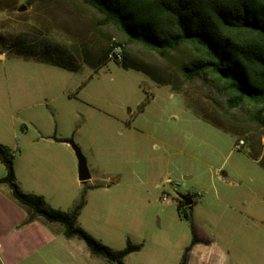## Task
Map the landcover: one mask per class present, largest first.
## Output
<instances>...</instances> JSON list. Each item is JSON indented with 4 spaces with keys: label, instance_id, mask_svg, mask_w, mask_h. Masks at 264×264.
<instances>
[{
    "label": "rangeland",
    "instance_id": "obj_1",
    "mask_svg": "<svg viewBox=\"0 0 264 264\" xmlns=\"http://www.w3.org/2000/svg\"><path fill=\"white\" fill-rule=\"evenodd\" d=\"M99 18L78 0H0V143L13 156L21 189L71 212L86 188L77 224L115 251L141 244L125 264H179L194 238L191 264H264V168L249 155L254 129L246 116L230 113L236 129L250 132L236 135L202 117L222 110L199 81L175 93L114 56L95 70L90 63L120 41L125 47L112 53L180 78L173 63L128 44ZM71 141L91 180H79ZM6 173L0 159V177ZM182 194L195 203L179 210ZM61 236L22 250L21 264H107L83 240Z\"/></svg>",
    "mask_w": 264,
    "mask_h": 264
},
{
    "label": "trees",
    "instance_id": "obj_2",
    "mask_svg": "<svg viewBox=\"0 0 264 264\" xmlns=\"http://www.w3.org/2000/svg\"><path fill=\"white\" fill-rule=\"evenodd\" d=\"M78 1L100 15V25L115 27L126 37L128 44L141 45L173 63L180 78L171 80L128 61L124 51L112 53L114 48L125 47L120 41L104 48L97 64L90 63L95 70L117 55L122 58V67L142 71L161 84H170L175 93L182 92L183 84L201 82L209 92V100L215 110H222L221 116L207 110L201 112L202 117L228 132L244 136L250 132L236 129L239 123L230 113L238 111L244 114L254 129L249 155L264 168V146L261 143L264 137V0ZM178 54L181 56L178 57ZM44 62L78 70L77 66L55 60ZM0 159L7 170L6 175L0 177V184H6L11 197L26 209L27 218L23 224L35 220L59 223L67 239L76 237L83 240L91 255L106 260L107 264H125L124 256L141 247V244L129 242L125 249L115 251L77 224V218L86 204V188L71 212L51 207L42 195L21 189L13 156L2 143ZM181 205L191 207L180 200L179 210ZM183 213L188 216L186 210ZM195 244L196 238L186 247L179 264H189Z\"/></svg>",
    "mask_w": 264,
    "mask_h": 264
},
{
    "label": "crops",
    "instance_id": "obj_3",
    "mask_svg": "<svg viewBox=\"0 0 264 264\" xmlns=\"http://www.w3.org/2000/svg\"><path fill=\"white\" fill-rule=\"evenodd\" d=\"M3 186L4 184H0V264H21L22 250L32 249L35 252L46 243L60 241L63 230L56 225H53V229L46 227L39 220L23 224L27 213L11 197L9 188ZM64 238L67 239L65 236ZM197 248L198 245L195 244L190 253L189 264L196 257Z\"/></svg>",
    "mask_w": 264,
    "mask_h": 264
},
{
    "label": "water",
    "instance_id": "obj_4",
    "mask_svg": "<svg viewBox=\"0 0 264 264\" xmlns=\"http://www.w3.org/2000/svg\"><path fill=\"white\" fill-rule=\"evenodd\" d=\"M21 11L25 10V7L22 6ZM115 58H118L117 55H115ZM72 147L75 150V153L78 157V175H79V180L81 182L88 181L91 179L92 175L87 163V159L85 155L83 154L81 148L75 144L73 141L70 142ZM180 199L184 201L186 206L192 205L193 204V199L190 194H182L180 195Z\"/></svg>",
    "mask_w": 264,
    "mask_h": 264
},
{
    "label": "built area",
    "instance_id": "obj_5",
    "mask_svg": "<svg viewBox=\"0 0 264 264\" xmlns=\"http://www.w3.org/2000/svg\"><path fill=\"white\" fill-rule=\"evenodd\" d=\"M241 143H243V141H241ZM162 199L164 201H168L169 200V195L167 193H164L163 196H162Z\"/></svg>",
    "mask_w": 264,
    "mask_h": 264
}]
</instances>
